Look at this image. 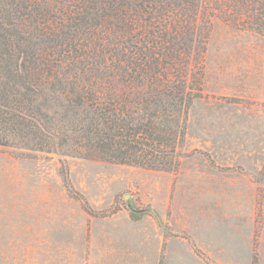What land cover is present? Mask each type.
Instances as JSON below:
<instances>
[{
	"label": "rangeland",
	"instance_id": "1",
	"mask_svg": "<svg viewBox=\"0 0 264 264\" xmlns=\"http://www.w3.org/2000/svg\"><path fill=\"white\" fill-rule=\"evenodd\" d=\"M177 149L171 171L68 158L79 200L58 156L0 147V264H264V37L213 22Z\"/></svg>",
	"mask_w": 264,
	"mask_h": 264
},
{
	"label": "trees",
	"instance_id": "2",
	"mask_svg": "<svg viewBox=\"0 0 264 264\" xmlns=\"http://www.w3.org/2000/svg\"><path fill=\"white\" fill-rule=\"evenodd\" d=\"M214 21L264 37V0H0V147L79 200L68 158L175 170Z\"/></svg>",
	"mask_w": 264,
	"mask_h": 264
},
{
	"label": "crops",
	"instance_id": "3",
	"mask_svg": "<svg viewBox=\"0 0 264 264\" xmlns=\"http://www.w3.org/2000/svg\"><path fill=\"white\" fill-rule=\"evenodd\" d=\"M97 260L98 262H96V264H120L116 260L114 262L113 261L107 262L106 260H100V259ZM122 264H126V262H122Z\"/></svg>",
	"mask_w": 264,
	"mask_h": 264
},
{
	"label": "water",
	"instance_id": "4",
	"mask_svg": "<svg viewBox=\"0 0 264 264\" xmlns=\"http://www.w3.org/2000/svg\"><path fill=\"white\" fill-rule=\"evenodd\" d=\"M128 209L132 212H134L135 210L131 207V205L128 204Z\"/></svg>",
	"mask_w": 264,
	"mask_h": 264
}]
</instances>
